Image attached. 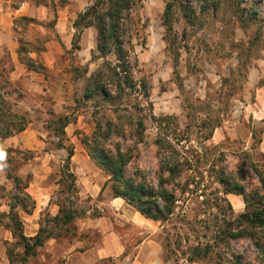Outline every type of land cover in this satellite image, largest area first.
I'll use <instances>...</instances> for the list:
<instances>
[{"label": "rangeland", "instance_id": "obj_1", "mask_svg": "<svg viewBox=\"0 0 264 264\" xmlns=\"http://www.w3.org/2000/svg\"><path fill=\"white\" fill-rule=\"evenodd\" d=\"M9 1L13 7L22 2ZM70 1L37 0L48 10L37 13L36 26L16 21L26 45L24 59L31 58L33 65L27 64L38 73L24 68L12 76L10 55L0 52V106L7 118L16 115L27 123L19 140L0 138L5 151L0 156V264H190L194 252L202 258L191 264H263L256 242L264 248V233L241 222L247 205L242 196H223L219 174L243 187L250 199L264 196V0H141L133 12V56L138 76L149 80L152 110L141 139L125 119L118 121L124 135L113 136L107 146L115 151L119 145L135 156L129 175L140 170L155 189L162 176L167 189L176 192L177 215L165 224L114 200L110 185L105 187L109 177L82 144L97 122H116L117 116L98 97L76 104L102 62L91 59L95 35L83 42L73 27L75 15L96 0H73L71 7ZM169 2L175 4L171 49L163 25ZM55 12L62 18L57 29ZM73 114L65 145L77 152L67 169V152L56 146L55 122ZM216 120L221 125L213 130ZM167 154L188 156L179 177L170 179L164 169ZM6 168L29 184L36 204L30 214L18 208L24 236L33 244L43 229L49 237L34 256L25 257L9 227L18 191ZM70 174L77 191L68 188ZM184 189L191 194L181 197ZM61 203L76 211L69 224L55 221ZM242 228L258 237L233 240L225 233Z\"/></svg>", "mask_w": 264, "mask_h": 264}, {"label": "trees", "instance_id": "obj_2", "mask_svg": "<svg viewBox=\"0 0 264 264\" xmlns=\"http://www.w3.org/2000/svg\"><path fill=\"white\" fill-rule=\"evenodd\" d=\"M141 0H96L89 5L85 11L77 17L74 27L78 31V39L84 29L95 28L97 32L96 49L92 54V60H98L102 63L97 70L93 72L88 80L87 87L83 94V99L76 101L89 102L98 97L113 109V114L117 116L116 122L113 119L97 122L96 129L92 136L84 135L82 144L88 152L91 161L102 170L108 177L105 184L110 185L114 199H122L128 206L135 209L141 216L154 222L165 224L177 215L180 201L175 191L167 189V180L162 176L158 180V188L155 189L146 182L143 172L136 169L133 175H129L127 169L135 159L133 154L122 152L117 145L115 151L108 148L107 143L113 136H123L124 127L122 121L129 119L136 128V135L142 138L145 130V121L148 113L152 110L150 102L151 86L147 76L139 77L141 73L139 64L134 54L133 36H134V10ZM175 11L174 3H167L163 14V25L166 28V43L171 49L175 44V39L169 36L173 33V17ZM172 39V40H171ZM79 48V44L76 43ZM87 75L88 70H84ZM0 106V138L6 139L22 133L27 129V123L23 119H17L16 115L6 117ZM78 113V112H77ZM72 116H61L55 124L56 137L58 138L57 148L67 152L66 168L71 166L72 158L75 155V149L72 146H66L68 141L66 128L72 124ZM16 119L14 123L12 119ZM75 119V118H74ZM120 121L121 123H118ZM221 121L216 120L212 129L220 127ZM210 140V135L205 138ZM5 151H0V156ZM186 154H167L164 160V169L169 173V177L175 178L182 174L184 163H187ZM162 169V170H164ZM161 170V171H162ZM7 177L14 183L18 191L14 195V202L10 205L9 219L12 223L9 227L13 229L14 237H18L22 242L25 257L34 256L36 250L44 246L49 238L43 229L33 238V244L24 236L22 221L20 220L18 208L30 214L35 208V201L27 192L29 184L18 176L5 169ZM219 174V173H218ZM73 181L68 188L70 191H77L75 177L70 176ZM171 181V180H170ZM219 181L224 186L223 196L234 194L242 196L247 211L240 216V220L245 227H251L256 231L264 233V196L256 193L252 199L246 194L245 189L237 184H233L227 179L223 172L219 174ZM76 193V192H75ZM186 193L191 194V190H181L180 196L185 197ZM197 193V192H195ZM223 201L227 202L226 198ZM253 210H251V209ZM59 213L55 217L57 223L69 224L76 218V211L72 205L65 203L59 204ZM61 217V218H60ZM227 237L233 240L240 239L248 235L251 239L257 238V233L246 229L225 231ZM257 246L263 255L264 248L259 242ZM202 255L194 252L189 259V263L202 258ZM237 264H241L237 261Z\"/></svg>", "mask_w": 264, "mask_h": 264}, {"label": "crops", "instance_id": "obj_3", "mask_svg": "<svg viewBox=\"0 0 264 264\" xmlns=\"http://www.w3.org/2000/svg\"><path fill=\"white\" fill-rule=\"evenodd\" d=\"M36 2H37V0H22V2L18 5V7H13L11 4V1L0 0V52H4V50H6L9 53L10 65H11L10 72H11L12 76H14L15 74H17V76H18L19 74L22 73V71H25V69H26V71L38 73L37 72L38 70H36V68H33V67L31 68L30 64L29 65L27 64L28 62H31V60H30L31 58L28 59V62L24 59L23 51L21 50V47L24 44H23V41L21 40L22 39L21 36H19V30L20 29H18L16 27V21H20V20H28L30 25L36 26L35 25L36 24L35 19H36L37 13L41 12V10H45V9L48 10V7L42 8V7L37 6ZM74 3L75 2L73 0H71L70 1V7L72 5H74ZM68 9H70V8L68 7ZM64 10H66V9H64ZM83 12H80V14ZM75 16L77 19L79 14L75 15ZM54 18H55L54 19V28L57 29V27L61 23V19H62L61 14H57L55 12ZM76 19H74L73 27H74ZM74 29H75V27H74ZM90 35H92V36L95 35L94 41H95V43H97V32H96L95 28L84 29L80 35V38H83V42H84L85 38H88V36H90ZM95 43H93V45ZM24 46H26V45H24ZM93 49H94V46L89 49L91 52V59H92V54L95 51ZM29 53L32 56V53L31 52H29ZM31 64H32V62H31ZM91 64H93V63H91ZM20 70H21V72H20ZM25 132L26 131L22 132L18 136H14L11 138L23 137L22 135ZM11 138H8L3 142L7 143V141H9ZM18 140H19V138H18ZM75 151L77 152V149ZM114 200H122V199H114Z\"/></svg>", "mask_w": 264, "mask_h": 264}]
</instances>
